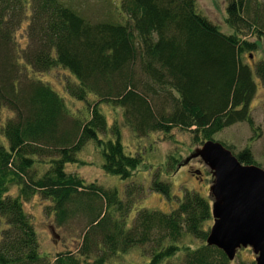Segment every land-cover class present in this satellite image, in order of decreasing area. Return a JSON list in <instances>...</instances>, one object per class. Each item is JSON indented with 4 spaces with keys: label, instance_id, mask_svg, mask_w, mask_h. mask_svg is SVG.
Instances as JSON below:
<instances>
[{
    "label": "trees",
    "instance_id": "trees-1",
    "mask_svg": "<svg viewBox=\"0 0 264 264\" xmlns=\"http://www.w3.org/2000/svg\"><path fill=\"white\" fill-rule=\"evenodd\" d=\"M106 5L105 17L91 21L65 0H0V107L10 112L0 130V264H108L135 248L147 257L142 264H231L205 242L210 203L197 193L186 191L169 213L141 208L130 222L141 186L128 185L121 196L65 166L78 162L89 141L100 149L107 173L128 179L141 163L124 153L117 128L115 140L100 138L109 129L101 103L119 106L137 134L178 128L200 145L235 123L253 127V74L264 86V60L249 64L242 55L264 39V0H228L229 34L200 14L194 0ZM23 24L21 44L16 32ZM54 67L73 78L65 92L86 104L82 116L71 115L51 86L29 75ZM233 154L255 164L248 147ZM149 189L170 196L156 174ZM35 194L49 202L55 224L78 214L86 220L76 249L56 253L53 261L40 253L23 208Z\"/></svg>",
    "mask_w": 264,
    "mask_h": 264
},
{
    "label": "rangeland",
    "instance_id": "rangeland-1",
    "mask_svg": "<svg viewBox=\"0 0 264 264\" xmlns=\"http://www.w3.org/2000/svg\"><path fill=\"white\" fill-rule=\"evenodd\" d=\"M194 1L198 12L215 24L221 32L225 34L232 33V29L226 24L225 8L228 0ZM113 2L116 5L120 4V0H113ZM65 3L81 11L91 21L104 18L110 9L106 5L109 4V0H65ZM25 25L23 24L22 28L16 32V40L21 44L25 41ZM245 38L250 42L255 41V38L249 34ZM242 59L249 64L260 59L264 60V39L259 42L257 49L253 50L252 53L244 52ZM29 75L51 86L64 99L71 115L82 116L83 113L88 112V107L84 102L70 98L66 94L65 84L73 81L66 70L54 67L41 74L33 75L29 73ZM253 78L257 84L255 95L250 103L253 127L245 122L235 123L215 133L213 140L222 142L225 147L230 146L234 153L248 147L255 165L258 164L257 166L264 170V86L258 83L255 74H253ZM157 103L160 104L161 100ZM99 110L105 115L109 127L106 133L100 134V138L106 141L109 139L115 140L117 136L114 130L117 128L124 153L139 157L141 163L128 179H122L117 175L107 173L102 167L104 159L100 149L94 141H89L77 154L78 162L65 166L67 172L78 175L86 182H96L104 188H115L121 196L124 195L128 185L137 184L141 186L143 195L138 196L137 204H135L129 215L130 222L136 211L141 208L169 213L182 201L186 191L197 193L211 204L208 187L212 183V176L209 168L198 157L188 161L189 167L185 166L188 162L180 165L196 148L200 147L197 141H193L192 134L189 131L173 128L168 133L156 131L140 135L134 132L125 122L123 110L119 106L101 103L99 104ZM9 116L10 112L4 107H0V130ZM169 156H174L179 161V163L177 161V164L175 163L177 167L175 164L170 165ZM155 174L160 181L169 184V198L149 189ZM15 192L16 189L13 187L12 193ZM48 204L49 202L42 200L35 194L23 202V208L33 224L40 253L45 254L50 261H53L56 253L76 249L86 230V220L82 214H78L69 223L57 225L55 224L53 212L45 208V206L50 208ZM211 224L212 221L209 226ZM190 240L192 245H199L200 243L190 237L186 238V242ZM240 259L254 264V254L250 248H241L231 264H237ZM146 261L147 257L135 248L113 256L108 264H142Z\"/></svg>",
    "mask_w": 264,
    "mask_h": 264
},
{
    "label": "water",
    "instance_id": "water-1",
    "mask_svg": "<svg viewBox=\"0 0 264 264\" xmlns=\"http://www.w3.org/2000/svg\"><path fill=\"white\" fill-rule=\"evenodd\" d=\"M197 157L212 176L208 194L213 225L206 244L220 249L228 260L241 248H250L254 264H264V170L241 163L230 149L212 139L180 165Z\"/></svg>",
    "mask_w": 264,
    "mask_h": 264
},
{
    "label": "flooded vegetation",
    "instance_id": "flooded-vegetation-1",
    "mask_svg": "<svg viewBox=\"0 0 264 264\" xmlns=\"http://www.w3.org/2000/svg\"><path fill=\"white\" fill-rule=\"evenodd\" d=\"M188 164H189V162L185 166L189 167ZM192 172L195 173L194 171H192ZM199 179H201V178H199Z\"/></svg>",
    "mask_w": 264,
    "mask_h": 264
}]
</instances>
